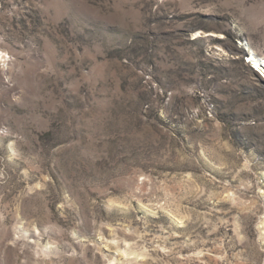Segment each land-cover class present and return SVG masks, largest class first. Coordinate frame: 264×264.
<instances>
[{
    "label": "rangeland",
    "instance_id": "374dc122",
    "mask_svg": "<svg viewBox=\"0 0 264 264\" xmlns=\"http://www.w3.org/2000/svg\"><path fill=\"white\" fill-rule=\"evenodd\" d=\"M263 64L264 0H0V264H264Z\"/></svg>",
    "mask_w": 264,
    "mask_h": 264
},
{
    "label": "bare ground",
    "instance_id": "6f19581e",
    "mask_svg": "<svg viewBox=\"0 0 264 264\" xmlns=\"http://www.w3.org/2000/svg\"><path fill=\"white\" fill-rule=\"evenodd\" d=\"M253 61H254L255 65H256L257 67L260 66V63H262L261 60H258V59H256V58H253ZM263 65H264V64H263Z\"/></svg>",
    "mask_w": 264,
    "mask_h": 264
}]
</instances>
